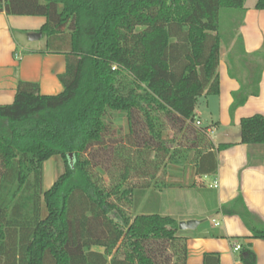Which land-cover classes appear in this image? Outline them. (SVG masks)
I'll list each match as a JSON object with an SVG mask.
<instances>
[{"label":"trees","instance_id":"16d2710c","mask_svg":"<svg viewBox=\"0 0 264 264\" xmlns=\"http://www.w3.org/2000/svg\"><path fill=\"white\" fill-rule=\"evenodd\" d=\"M244 5L0 0L5 16L44 17L46 52L65 57L60 94L41 95L38 84L19 81L13 102L0 106V264H186L188 231L172 217L130 215L126 207L154 187L169 188L155 178L169 166L214 176L217 153L233 146L215 147L207 128L195 126L194 109L201 96L219 94L221 43L232 39L227 74L239 89L231 93L230 117L258 96L264 52L246 53L235 31ZM254 9L264 11V0ZM115 118L126 121V132L112 127ZM168 128L186 145L172 146L177 136L165 139ZM239 144L264 146L263 116L240 120ZM50 159L63 170L43 191ZM220 210L264 241V223L241 195ZM240 247L235 259L256 264L250 244ZM203 264H219V256L206 253Z\"/></svg>","mask_w":264,"mask_h":264},{"label":"crops","instance_id":"0c3cea01","mask_svg":"<svg viewBox=\"0 0 264 264\" xmlns=\"http://www.w3.org/2000/svg\"><path fill=\"white\" fill-rule=\"evenodd\" d=\"M256 1L249 6L244 5L245 14L238 29L248 54L264 52V11L254 9ZM44 23V17L5 16L0 13V106L13 102L19 81L38 84L41 95L54 96L62 92L58 76L65 71V57L47 53L46 38L42 34L36 40L27 38L29 33H39ZM15 33H20L24 39L17 40ZM218 75L219 94L198 99L195 119L196 123L199 122L197 127L207 128L208 137L215 147L219 144L233 146L217 153L218 167L214 176L192 174L189 189L181 185L179 172L182 168L169 166L170 179L165 182L169 188H162L163 192L157 189L152 194L147 191L141 201H151L152 196V208L143 212L140 204L136 211L137 214L159 211L162 207L158 205L159 199L168 193L171 204L163 210V216L172 217L177 222L200 221L196 229L186 234V264H203L206 253L217 254L219 264H243L235 259L238 252L233 251V246L236 244H250L256 264H264V241L251 239V233L238 216H225L220 210L241 195L248 210L264 223V146L239 144L240 120L255 114L264 117V70L258 96L250 97L233 117L229 115L231 93L239 89V84L229 78L227 60L220 58ZM214 182L218 184L217 188L213 187ZM181 193L187 202L194 204L193 210L179 209ZM209 219L212 224L207 222Z\"/></svg>","mask_w":264,"mask_h":264},{"label":"rangeland","instance_id":"374dc122","mask_svg":"<svg viewBox=\"0 0 264 264\" xmlns=\"http://www.w3.org/2000/svg\"><path fill=\"white\" fill-rule=\"evenodd\" d=\"M256 0H245V6H249L251 4H253ZM239 19H241V16H235L234 19H229L228 22L229 23H234L236 21H239ZM236 32L237 29H235ZM15 36L17 38V40L21 41L22 39H24V36H22L20 33H15ZM42 43V42H41ZM234 44V39L229 41V44L227 46L226 43H221V49H220V58L222 60H226V53L228 50V47H231ZM39 45V44H36ZM255 61H260L262 62L260 59L258 60L256 58ZM197 125V124H196ZM199 126V125H197ZM112 127L114 129H121L123 132L127 131V124L126 121L122 118H115L113 119V123H112ZM177 136L174 140V144H172V146L176 145V142H180L182 145H186L185 141H180L181 135H177L175 134V132L171 129L168 128V130H166L164 132V138L167 139L168 141H172L173 138ZM63 170V164L61 160H54V159H50L47 162H45L43 164V184H42V188L43 191H46L50 188V186L53 184V182L55 181L56 177L58 175H60L62 173ZM98 172L103 176V179L105 180V183H108V179L106 177V175L104 174L103 171L98 169ZM192 174H194V170L192 166L186 165L183 169H181V171L179 172V178L181 181V185H183L184 189H189L191 187V183L192 180H190ZM157 181H162L163 183H165L166 181H169V171H166L165 173H163L162 171H159L156 174ZM137 181L133 180V183H136ZM168 183V182H167ZM158 187H154V189H151L152 191H157ZM164 189V188H163ZM163 189L161 188V190H159L160 192H163ZM162 198H160L159 200L161 201L160 203H158V205H162L161 209H158L159 211H153V214H164L165 208L169 207L170 203V196L167 194H163V196H161ZM144 199V197L142 198ZM153 197L151 196V201L146 200L145 201H138L137 202V206H140V204L143 206L144 211H148L152 208L153 205ZM182 200V201H181ZM155 205V204H154ZM137 206L134 208H127L126 209L129 211L130 215H134L137 213ZM141 206V207H142ZM178 207L180 210H193L194 209V204L193 203H189L186 200V196L184 194L181 193V196H179V204ZM164 208V209H163ZM42 213L43 215L45 214V207L44 205L42 206ZM216 220V219H215ZM209 224H212V220L209 219L207 221Z\"/></svg>","mask_w":264,"mask_h":264},{"label":"water","instance_id":"95a60500","mask_svg":"<svg viewBox=\"0 0 264 264\" xmlns=\"http://www.w3.org/2000/svg\"><path fill=\"white\" fill-rule=\"evenodd\" d=\"M170 1V0H169ZM41 37V33H29L27 38L32 41L39 39ZM71 158V155H70ZM200 224V221L197 220H188V221H180L178 222V229L180 231H192L196 229V227Z\"/></svg>","mask_w":264,"mask_h":264},{"label":"built area","instance_id":"2783aa9c","mask_svg":"<svg viewBox=\"0 0 264 264\" xmlns=\"http://www.w3.org/2000/svg\"><path fill=\"white\" fill-rule=\"evenodd\" d=\"M196 124L199 125V122H197ZM213 187L214 188H217L218 187V184L216 182H214ZM240 249H241V247L238 244H236V245L233 246V251L234 252H238V251H240Z\"/></svg>","mask_w":264,"mask_h":264}]
</instances>
